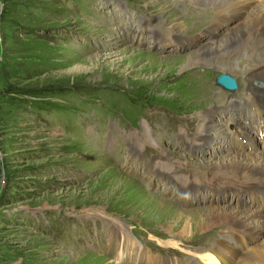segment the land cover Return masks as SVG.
<instances>
[{
	"label": "rangeland",
	"instance_id": "rangeland-1",
	"mask_svg": "<svg viewBox=\"0 0 264 264\" xmlns=\"http://www.w3.org/2000/svg\"><path fill=\"white\" fill-rule=\"evenodd\" d=\"M212 4L0 0V264H133L117 259L124 255L121 247L136 264L142 253L153 258L146 259L151 264H164L156 260L161 255L223 264L213 248L230 227L184 234L174 210L241 208L262 218L249 219L253 230L264 226V207L191 193L207 189L208 177L219 180L222 169L210 164L234 153L256 156L263 147L255 135L256 152L231 147L235 134L228 138V129L241 120L221 103L229 95L214 85L220 73L241 85L264 80V56L254 52L249 60L246 54L255 28H244L228 44L251 15L234 9L217 14ZM137 16L147 29L137 27ZM149 28L163 46H176L161 49ZM181 39L184 47L178 46ZM227 49L237 51L227 58ZM191 52H199L200 66L183 64ZM213 108L210 125L199 130ZM172 128L192 134L197 145H212L190 154L172 138ZM143 167L187 185L183 195H192L182 201L174 186L165 193L161 184L152 190ZM232 181L216 188L228 192ZM199 221L192 220V227ZM259 235L252 246L264 238ZM235 240L244 251L246 244ZM208 248L211 254L204 253ZM232 250L224 252L226 262L236 257Z\"/></svg>",
	"mask_w": 264,
	"mask_h": 264
},
{
	"label": "bare ground",
	"instance_id": "bare-ground-1",
	"mask_svg": "<svg viewBox=\"0 0 264 264\" xmlns=\"http://www.w3.org/2000/svg\"><path fill=\"white\" fill-rule=\"evenodd\" d=\"M191 1H194L196 3L205 2V1L207 3L211 2V4L213 3L212 5H216L215 10L217 8V14L220 12H223L224 15H226L225 12H227L231 9L237 10L239 14H246V13L250 14L251 16L249 17L248 21L243 22L244 24L243 23L240 24V26H238L235 33L232 34L228 38L229 39L228 44H229V42H233V38H235V40H236V38L240 36L239 35V36L234 37V35L242 33L244 28L245 29L250 28V26L252 25L255 28L254 33L252 36H250L248 38V40L246 39L248 41L247 42L248 46H246V47L249 48L247 52L251 51V54H250V52L246 53V54H248L249 60H253L252 54L254 52L259 53V54L264 56V0H191ZM211 24H213V22H211ZM214 25H215V23H214ZM231 30H233V28ZM231 32H234V30ZM229 35H227V36H229ZM248 36H249V34H248ZM223 42H225V41H223ZM206 46L207 47H205V46L202 47L203 50L208 48V45H206ZM212 48H213V46H212ZM215 48L216 47H214V49ZM228 50L229 49H227V51L225 50L226 52L224 54L222 53L227 58L233 57L235 55V51H237V50H234V51H231V50L228 51ZM201 51H202V49H201ZM241 51L242 50H238V52L240 54H241ZM199 52H196V53L191 52L190 56H188L186 58L184 57L185 61L183 64H185V67L188 66V67L193 68V67L200 66L199 65L200 62L196 61L199 57ZM239 53H237V54H239ZM223 55H221V56H223ZM237 60H239V59H237ZM260 64L261 63H259L258 66H260ZM235 67H234L235 71H238V69H236ZM240 67H239V69H240ZM245 71L246 70L243 69L241 74L244 77V79H246L245 81H247V75H246L247 72H245ZM253 82L258 84L257 87H254L255 91H264V80H262L260 77H258V79L254 80ZM246 99H252V96H246ZM252 107H253V109H255L258 112H264V107L258 99L253 101ZM213 110H214V108L212 110H209L210 114L204 116V118H207V121L205 123H203V120L201 121V124L198 127V128H200L199 130H201L203 127L205 128L207 125L208 126L210 125L211 118H213V113H212ZM233 127L238 128V129H244L242 122L241 123H234ZM206 130H207V128L204 131L206 132ZM232 133L235 134L234 131H232ZM204 137H206V136H204ZM256 138L259 139V137L257 135H256ZM252 144H253V152H256L257 146H254L253 141H252ZM259 145H263V147H262V149L258 150V153L256 154V156L249 157V155L234 153V154H232L230 160H227L229 158H226L225 160L216 162L214 165L210 164V167H213L214 171H220L219 169H222V170L218 176L219 180H215V179L212 180V178L210 179L208 177L210 186L206 190H208V189L214 190L213 188L218 187L223 182V180L227 179V178L228 179L231 178L233 180L231 185L228 186L231 190H238V189H243V188L247 189V188L252 187L253 185H256V186L263 185L264 184V143L262 144L260 142ZM245 156L247 158H245ZM181 164L188 165L186 162H182ZM147 172H148V169H147ZM180 187H181L180 193L183 192L182 194H186L185 187H182V186H180ZM205 187L206 186H203V188H205ZM169 210H171V209H169ZM206 210L207 211L204 213H197V214H193V213L190 214V212H179L178 210H174L177 212L178 218H180V220L183 219L182 223L184 226V229H183L184 234H188V231H193L194 228H200L202 231H205V230H209L211 228L217 227V226H223V225L229 226L230 229H229L228 233H221L220 238L222 241L217 246H215V248H213L214 252H215L214 254H216L218 256V260L222 261L223 264H264V238L262 237V240H260L261 244L259 243V244H255L254 246H252V243H257L258 239L261 237L259 234L264 233V230H263L264 226L258 227L256 230H253V228H251V226H253V224L248 223L250 218H251V220H255V221L262 219V218L258 217L255 213L251 212L250 210H248V212H245V211L241 210V208L240 209H238V208L228 209V208L223 207V206H221V207L215 206V207H212L211 209L207 208ZM244 210H247V209H244ZM240 211H243V212L241 213ZM247 213L249 214V216L247 215ZM194 219L200 220L199 222L201 224L199 225V227H197V226L192 227L193 226L192 220H194ZM260 224L263 225L264 222L262 221V222H260ZM254 232H256V233H254ZM248 233H251V234H248ZM223 234H225V236H224L225 238H223ZM179 235L181 237H184L181 235V233H179ZM236 237H237V239H239V241L242 240L243 243L246 244V248L244 249V251H240V249L237 250L236 247L232 248V249H235V251L240 252V253L236 252L237 255L235 258L231 259L232 262H226V261H228L227 260L228 258L225 257L224 252H226L227 250H232L230 247L231 246L230 243H231V241L236 243V240H235ZM246 238L249 239L250 243H248L246 240H244ZM126 240H128L129 243H134L130 239H126ZM126 240H125V242L127 243L128 241H126ZM236 244H239V243L237 242ZM131 248H134V247H131ZM209 249L210 248H208V251L204 252V253L205 254H211L212 252L209 251ZM215 249H217V250H215ZM144 251L147 252V254H148L147 250L144 249ZM139 254H140V250H139ZM143 254H146V253H142L141 255L143 256ZM122 256H123V254L121 252L118 253L117 259L119 260ZM148 256H149V254H148ZM156 260H157V258H156ZM162 261H164V264H165V260L162 259ZM191 262H192V260L190 262H188V261L179 262L178 261L179 264H198L199 263V261L197 262L195 260L193 263H191ZM110 264H113V263H110Z\"/></svg>",
	"mask_w": 264,
	"mask_h": 264
},
{
	"label": "water",
	"instance_id": "water-1",
	"mask_svg": "<svg viewBox=\"0 0 264 264\" xmlns=\"http://www.w3.org/2000/svg\"><path fill=\"white\" fill-rule=\"evenodd\" d=\"M216 83L221 85L226 90H231L234 85V81L229 76L224 74L218 76Z\"/></svg>",
	"mask_w": 264,
	"mask_h": 264
}]
</instances>
